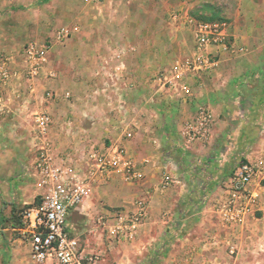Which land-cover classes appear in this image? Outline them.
I'll return each mask as SVG.
<instances>
[{
    "label": "crops",
    "instance_id": "obj_1",
    "mask_svg": "<svg viewBox=\"0 0 264 264\" xmlns=\"http://www.w3.org/2000/svg\"><path fill=\"white\" fill-rule=\"evenodd\" d=\"M77 1L0 0V65L6 60L9 72L8 80L0 86V213L7 208L4 216L9 220L17 206L31 203L41 193L33 170L37 141L32 116L44 111L52 118L47 137L55 151L64 155L62 158L76 160L92 146L115 144L125 149L140 171L141 178L134 183L124 182L118 173L102 178L104 181L97 179L87 200L71 213L93 218L117 208L132 211L138 199L148 204V217L131 241H118L110 235L112 218L107 219L106 231L93 227L96 234L85 237L80 250L100 254L96 264H107L109 253L115 256L114 264H263L264 255L259 252L264 242V215L255 217L253 213L258 208L264 214V205L259 202L240 226L223 224L209 203L218 195L219 176L206 177L204 170L218 160L212 154L221 142L222 129H228L226 132L240 142L236 148L246 134H255L253 141L262 146L264 0H233L226 20L235 50L211 48L216 66L201 85L189 81L193 90L189 98L172 96L154 80L162 67V72L168 70V64L163 66L167 54L174 58L186 52L192 55L191 46L186 50L180 41L175 43L177 33H151L153 39L139 46L126 43L113 48L72 38L56 41L58 28L70 27L82 37L104 36L92 29L79 31L73 25L57 24L63 17L75 21L70 10ZM187 2L183 1L182 7ZM28 42L37 48L49 43L40 70L32 78L26 76L22 55ZM47 92L54 96L52 100L44 98ZM247 102L250 105L241 114ZM201 105L214 116V139L207 144L196 142L185 151L189 155L186 158L180 132ZM232 120L237 127H228ZM129 130L133 134L127 139L124 134ZM67 151L74 158L66 155ZM194 164L204 165L202 173L190 171ZM201 180H208L204 187L199 184ZM195 198L207 200L200 206ZM4 216L0 214V264H34L29 246L24 251L12 249L6 263ZM230 244L236 246L235 257L228 254ZM125 248L128 254L124 257L121 250Z\"/></svg>",
    "mask_w": 264,
    "mask_h": 264
},
{
    "label": "built area",
    "instance_id": "obj_2",
    "mask_svg": "<svg viewBox=\"0 0 264 264\" xmlns=\"http://www.w3.org/2000/svg\"><path fill=\"white\" fill-rule=\"evenodd\" d=\"M86 3L97 5L103 0H83ZM173 20L178 19V14H173ZM187 23L193 26L194 46L192 55L170 66L168 70L156 75V85L178 98L193 96L189 85L190 80H195L199 85L204 76H207L216 66V56L211 48H220L224 52L235 50L230 41L227 20L211 22H196L188 18ZM70 32L66 28L56 31V41L64 42L69 38ZM49 46L37 48L28 42L22 55L26 64V76L32 78L38 74L44 61V56ZM118 59L119 56L117 55ZM9 78L6 60L0 65V86ZM47 92L45 99L52 100ZM33 132L36 137L34 150L33 170L37 177L41 193L37 201L23 210L20 216L22 234L29 246L30 260L34 264H96L97 256L83 254L78 240L66 231L67 219L75 212L90 194V183L95 176L107 177L111 173H118L127 183H134L141 178L140 171L133 159L125 149L109 144L102 148L92 146L83 155L88 165L84 179H77L71 174L65 158H57L52 150V144L47 137L52 118L47 112H38L32 116ZM214 116L205 106L198 107L195 115L187 120L182 127V136L185 145L196 142L207 143L212 137ZM132 131L125 132L124 137L130 139ZM67 160V158H66ZM262 169V170H261ZM264 161L257 163L245 162L224 179L222 190L223 199L216 202L214 209L223 224L240 226L245 222L246 216L252 213L257 205L258 193L252 189V184L259 176L264 175ZM264 177V176H263ZM168 180L164 185H168ZM148 217V204L145 199L135 202L134 210H112L106 212L96 223L104 226L108 218L114 220L109 227V233L118 241H131L136 236L138 227ZM235 245H229L228 254L235 257Z\"/></svg>",
    "mask_w": 264,
    "mask_h": 264
},
{
    "label": "rangeland",
    "instance_id": "obj_3",
    "mask_svg": "<svg viewBox=\"0 0 264 264\" xmlns=\"http://www.w3.org/2000/svg\"><path fill=\"white\" fill-rule=\"evenodd\" d=\"M183 1L184 2L188 1V2L182 7ZM132 2L133 3L127 4L123 0H103L100 4H97L94 6V5L86 4L83 0H79L76 2V5H73L72 10H70L71 13H74L75 21H72L73 17L69 18V20L66 17H63L61 20L59 19L57 21V24H59L58 22H61L60 24H63L67 27H69V25L76 26L79 28V31L92 29L96 32H99V34H102V33L104 34V36L99 35L96 38H93L90 36L82 37L80 33L72 32L71 28L69 27V29L66 28L68 31H71L70 37L68 38V40H70L71 38L74 40L76 39L79 43L84 42V44H87V45L100 44L101 46L102 45L105 46L106 44L107 46L112 47V48L114 46L126 45V43L130 45H134V46H139L145 41H147V39L149 40L153 39L150 37L151 33L154 34L158 32L159 33L164 32V33L169 34V32H174V34L177 33L178 35V37L176 36L175 38V43L180 41L182 46L184 45L186 46V50L190 49L189 47L191 46L192 50L190 49L189 51L193 52V46H194V36H193V29H192L193 26L187 23L188 18L194 19L195 23L200 22L196 16L197 15L200 16L202 14L201 11L205 10L207 16H215L217 18L227 19L226 13L229 12L232 9V7H234L232 4L233 0H180V1L179 0H133ZM175 13L178 14L177 20L172 19V16ZM79 17H81V19ZM111 32L112 34L117 35V36L114 37V35L110 34ZM124 32L127 34L126 36L123 35ZM229 32H230V28H229ZM121 34L123 36L120 37L119 35ZM142 34H148V36L144 37ZM98 40L103 41V42L98 43ZM171 40L172 38L169 39L170 44L172 42ZM48 46H49V43H48ZM107 49L108 48L104 50L108 52ZM167 55L170 56L171 54H167ZM167 55L163 61V66L165 67V64L166 65L168 64L167 65L168 68L177 62H182L188 59L191 56V55L188 56L187 52L180 54V58H174L173 57L174 55H171L170 57L167 58ZM137 58H140V57H137ZM162 70H164L163 67L158 72H156V75L161 73ZM150 72L152 73L153 71H150ZM246 105L247 106H244V105L242 106L243 108L240 112L241 114L244 113V111L246 110V107H248V105L250 104L247 102ZM260 115H262V112L260 113ZM245 120H246V117H245ZM229 123H230L229 124L230 126L228 127H237L236 120L234 121L232 120ZM214 125H215V122L213 124V127ZM226 131H228V129H222L220 131L221 134L219 136V139L221 138V142L217 143L218 146L215 147L214 152L212 154V155H215L214 159H218V160L214 161L215 164H212L213 163L212 162L210 165H206V167L208 168L204 170V173H205L204 176L206 177H210L209 175H212V174H215L214 176H216V174L217 176H219L216 181L217 183L216 189H218V191L216 192H218V195L216 197H213V201L211 200L209 202L214 216H217L215 209H214V205L216 204L217 201L223 199L224 197V192L222 189H221L222 194L219 193L220 188H222V182L225 179V178L224 179L222 178L226 176L227 174L229 175L233 173L237 169V167L241 164V162L248 161L251 163H257L258 161H264V132L259 134V141L262 143V146H259V144L257 146V143L255 141L258 142V140L255 139V141H253L254 138H252V136H255V134H249V135L246 134L244 141L241 142V146L240 147L237 146L236 148L235 147L236 143L238 144L240 142L238 141L236 142L235 136L231 135L233 133L226 132ZM224 132H226L225 133L226 137L224 136ZM180 135H181V141H183L182 129H181ZM221 135L224 137L222 138ZM212 139H214L213 133H212L211 140ZM194 144L196 143H193L192 145ZM192 145H185L182 147V150L185 153L183 155L186 158H188L189 155H188V152H185V151L190 149ZM52 150L58 159L61 157H64V155L59 154V151H55V148H53V146H52ZM87 151L88 149L84 151V154ZM66 155H68L71 159L74 158L75 156L72 153H68V151ZM209 156L210 154L208 155L207 158H209ZM65 161H66L67 166L70 167L72 175H74L77 179H80V180L84 179V176H86L87 171H88V165L86 164L84 156H82V158H77L76 160L74 158L72 161L70 160L68 161V158L67 160L65 158ZM203 166L204 165L197 167L194 164L192 168H190V171L192 173L200 172ZM200 173H202V171ZM263 176L264 175L257 177L252 184V189L255 190V192H257L259 195L257 204H259L260 202L262 205H264V177ZM95 177L97 178H94V181L93 182L91 181L90 183V189H91L90 194L93 191L92 186L96 182H98V180L104 181V179H102L100 176H95ZM207 181L208 180L206 181L201 180L199 184L202 185V187H204L203 185ZM37 198L38 196L35 197L31 203L23 204V205L20 204L19 206H17V208L14 209L13 213H11L13 214L12 216L13 219H10V220L5 219L6 217L4 215L7 214L6 213L7 208H4L5 210L3 209V211L0 213L2 216H4L3 218L5 220L3 222L2 228L5 230L3 232V239L5 242L4 254L6 257L5 259L6 263H8V259L10 258L12 249L16 248V251H17L22 248V251H24L25 249L24 247L28 246L27 241L25 240V237L23 236L22 231H21L22 224L20 221V216L25 208H27L30 204L37 201ZM87 198L85 200H87ZM205 199L207 200V198H195V200L197 201L196 202L197 205L201 204L200 206L205 204V201H206ZM115 210H122L125 212L129 211V210L127 211L125 209H121V208H117ZM253 215L255 217L256 216L263 217L264 214L261 211H259L257 208V211H255ZM99 217L100 215L96 217L94 216L93 218H89L86 215L81 217V216H78L77 213L71 214L69 218L67 219L66 231L71 232L70 236L73 238H76L78 240L79 246L81 247L80 242H82L85 239V237H88L90 239V238H93V234H96V232L93 231V227H98L96 220ZM108 220H106L104 226H99V228L100 227L105 228V226H107L108 224L107 223ZM218 220L220 221L219 218ZM106 230H107V227L105 228V231ZM105 233H103V238L105 236ZM14 240H17V243L16 242L14 243L13 242ZM18 246H19V249L17 248ZM158 247L161 250L162 246L158 245ZM121 253H122L121 256H123L124 254H128V250L125 248L121 250ZM259 253L260 254L262 253V256L264 255V242H263L262 249ZM92 254L97 256V261L101 258L100 254H96V253H92ZM106 258L108 259L106 261L107 264L116 263V262H113L115 259V256L113 254L109 253ZM261 260H262V263L264 264V259H261ZM45 264H55V263L47 262Z\"/></svg>",
    "mask_w": 264,
    "mask_h": 264
},
{
    "label": "trees",
    "instance_id": "obj_4",
    "mask_svg": "<svg viewBox=\"0 0 264 264\" xmlns=\"http://www.w3.org/2000/svg\"><path fill=\"white\" fill-rule=\"evenodd\" d=\"M202 12V14L200 15V16H196L197 17V19L199 20V21H203V22H211V21H215V20H226V19H224V18H217V17H215V16H207L206 14H204V11H201ZM242 163H245V162H241V164ZM239 167V166H238ZM237 167V168H238ZM233 173H231V174H227L226 176H224L222 179H226V178H228V177H230L231 175H232ZM14 211V210H13ZM13 211H12V213H13ZM13 214H11V218L10 219H13ZM9 219V220H10ZM5 220H3L2 222H4Z\"/></svg>",
    "mask_w": 264,
    "mask_h": 264
}]
</instances>
